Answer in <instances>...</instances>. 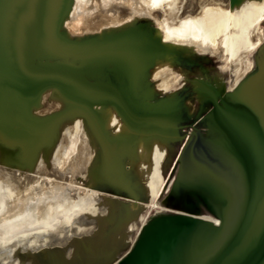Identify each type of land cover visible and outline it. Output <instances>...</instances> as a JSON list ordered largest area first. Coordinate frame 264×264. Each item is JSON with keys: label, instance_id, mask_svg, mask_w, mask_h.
I'll return each mask as SVG.
<instances>
[{"label": "bare ground", "instance_id": "obj_1", "mask_svg": "<svg viewBox=\"0 0 264 264\" xmlns=\"http://www.w3.org/2000/svg\"><path fill=\"white\" fill-rule=\"evenodd\" d=\"M26 2L0 0V149L9 153L1 141L10 138V123L25 131L16 150L0 158V264L94 259L115 264L117 255L132 247L147 206L96 197L93 190L106 186L136 201L159 191L167 157L164 136L129 120L123 125L101 94H77L85 81L72 67L37 76L47 80L42 87L36 84V92L22 94L26 112L16 119L5 114L8 93L2 87L32 74L17 60L52 57L57 47L71 49L72 57L87 54L82 67L89 75L115 64L123 71L148 68L147 33L111 32L139 17L158 21L151 48L163 58L208 54L220 59L221 69L201 71L189 81L192 101L208 116L206 132L196 134L182 154L171 192L182 208L173 215L162 206L121 264H264V0ZM92 33L97 40L86 46ZM108 34L110 41L102 42ZM73 35L81 41L74 50ZM223 69L231 70L232 82ZM59 87L63 97L53 94ZM153 93L144 90L145 97ZM158 116L164 125L165 116ZM10 163L18 164L21 175L5 168ZM123 166L130 167V175ZM197 195L216 220L202 216L188 200ZM191 206L198 212L183 211Z\"/></svg>", "mask_w": 264, "mask_h": 264}, {"label": "rangeland", "instance_id": "obj_2", "mask_svg": "<svg viewBox=\"0 0 264 264\" xmlns=\"http://www.w3.org/2000/svg\"><path fill=\"white\" fill-rule=\"evenodd\" d=\"M31 1L32 0H27L26 4H31ZM106 28L111 30V27L109 26ZM157 29H160V27L158 26V21L154 17H139L128 22L125 27H120L116 30L112 29L111 31L116 35L126 32L129 33L130 31L134 30L138 31L139 33H147V35H145V39L150 41L145 47L146 50H149L148 58L150 62L148 68L139 69L137 71H123V69L121 70L119 66L115 64L113 66L105 67L106 69L104 71L91 69L89 70V75L87 74V68L82 67L87 54L72 57L69 53L71 49H60L57 47L54 54H52V52L47 53L52 54V57L46 56L41 59H36L35 61L26 59L25 57H23L22 60H17V64L22 71H29L32 72V74H30L26 79L24 77L16 84H7L8 86L3 85L2 87V89L6 90L8 93V95L5 96V103L3 105L5 114L8 115L9 119H16V117H21L26 112V104L24 100L25 96H22V94H26L31 89L33 92H36V84H40V87H42L44 82L47 80L46 78H43V80L37 81L35 80L37 76L40 78V76L46 72L60 68L61 66L72 67L79 75H82L80 76L83 77L85 81V88L77 87V94L80 93L82 95L83 92L89 94V96L101 94V96L106 97L105 99L107 107L113 111V114L116 116L117 120L123 123V125H126L127 121L129 120L130 123L139 124V126H143L144 128L148 129L151 128L152 130L158 131L157 134L164 136L167 157L165 160L164 174L159 191L144 193V196H142L141 200L136 201L127 198L126 195L116 196V194L108 191L110 188H106V186L97 187L95 190H93L96 197H108L110 199L117 198L123 202L127 201L136 203L140 206H147L140 215V225H137L136 229L134 230L132 247L127 251L123 250L120 252L117 255L119 259L115 264H121L127 261L133 249L139 245L143 227L156 216L157 211H160L162 206H167L169 211H173V213L171 212L173 215H177L178 211H180L182 208L183 205L181 201L177 196L171 195V192H173L175 182L180 171V161L182 154L196 134H204L206 132L205 120L208 116V111L204 110L205 112L201 114V111L198 108L200 104H196L195 101H192L194 98H191L192 92L189 81L195 80L198 75H200L201 71L203 72L208 70L213 72L214 70L221 69L220 59L217 56L212 57L208 54H197L194 57H189L187 55H173L163 58L161 53L158 54L156 50L151 48L153 43L157 42ZM60 31H63V29ZM261 32H264V25L262 26ZM59 34L61 33L59 32ZM92 34V38L88 37L86 40H84L86 46H89L90 41L97 40V33ZM109 37L110 34L107 35L106 39H102L101 41H110ZM139 37L143 39L142 36H138V38ZM113 40H115V38L111 39V41ZM71 42L73 44H69V47L74 50L75 44H79L81 41H79L76 36L73 35ZM162 42L164 41L162 40ZM113 46L116 47L118 45L115 43ZM158 46H162V43L159 42ZM139 51H142V48ZM261 54L264 55V50L261 51ZM13 56L14 55H12V57ZM223 71L225 77H227V80L232 82L233 78L231 79V70L223 69ZM86 75H88V79H86ZM92 75H94L93 78ZM247 78H249V76H247L246 79ZM147 88L154 92L149 97H145L144 95V90ZM58 89L59 91H54L53 94H57V97H63L61 96L62 94H60L63 92L61 87ZM235 89V87H229L228 91L231 92ZM158 113H162V116H165V120H163L164 125L162 118L158 119V117H160L158 116ZM148 114L152 115L151 119L144 118L145 116H148ZM200 114L202 115L201 117ZM135 116H140L143 118H135ZM158 122L160 125L156 127V125L159 124ZM24 132L21 130L20 124L10 123L8 127L10 138L8 140H2L1 146H8L9 153L16 150L18 140L23 138L21 134ZM4 141H8V143L5 144ZM30 142L31 140L27 142V145H29ZM9 153L5 151L4 148H1L0 158L4 157L5 155H9ZM5 165L6 169L11 170L10 172L18 171V175L16 174L17 177L21 175L19 173L18 164H16V166L11 165V163ZM129 168V166L124 167L122 172L125 176L131 174ZM24 175L28 177L30 175L32 176L33 173L24 172ZM68 179H71V176H69ZM125 182L126 181L123 180L124 184ZM184 199L185 200L183 201L187 200V198ZM188 200L191 201V203L198 209L202 216L211 217L213 221L216 220L217 215H211L209 213L210 211L208 208L200 203L198 195L191 196ZM191 207L192 208H186L183 211H193L195 213L198 212L195 207ZM26 226L27 224H24L20 229H24ZM30 230L33 229L30 228ZM0 233H2L1 227ZM92 261L93 263L91 262L87 264H96L97 259ZM98 264H108V262H100Z\"/></svg>", "mask_w": 264, "mask_h": 264}, {"label": "water", "instance_id": "obj_3", "mask_svg": "<svg viewBox=\"0 0 264 264\" xmlns=\"http://www.w3.org/2000/svg\"><path fill=\"white\" fill-rule=\"evenodd\" d=\"M180 163H181V161H180ZM200 203H202V205L203 206H205L206 208H208V210L214 215H216V213L213 211V209L211 208V207H209L207 204H206V202L200 197ZM130 254V253H129Z\"/></svg>", "mask_w": 264, "mask_h": 264}]
</instances>
